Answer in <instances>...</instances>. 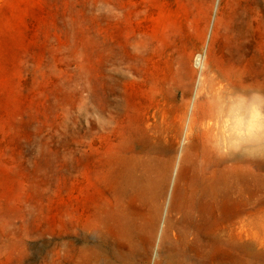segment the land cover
<instances>
[{
    "label": "bare ground",
    "instance_id": "1",
    "mask_svg": "<svg viewBox=\"0 0 264 264\" xmlns=\"http://www.w3.org/2000/svg\"><path fill=\"white\" fill-rule=\"evenodd\" d=\"M154 1L132 0L141 21L155 14ZM160 1L168 20L178 22L167 47L170 77L161 75L151 58L147 73L155 72L145 76L143 50L137 47L128 46L125 58L102 57L97 114L107 149L99 151L91 171L88 156L96 139L83 135L84 184L69 189L65 234L52 233L50 264H152V259L153 264H228L229 230L241 233L246 225L253 239L243 242L245 254L264 244V208H243L247 184L264 179L259 155L264 144L258 145L259 134L251 129L264 122L259 50L264 0H216L214 6V0H205L202 32L212 6L214 22L208 55L196 57L194 100L189 61L194 0ZM121 7L116 0L118 23ZM181 45H187L184 52ZM128 82L142 91L128 94L122 86ZM177 96L180 104H173ZM188 106L189 143L177 153L171 140L181 134ZM247 133L253 146H246ZM216 249L219 258L213 259L207 252Z\"/></svg>",
    "mask_w": 264,
    "mask_h": 264
},
{
    "label": "rangeland",
    "instance_id": "2",
    "mask_svg": "<svg viewBox=\"0 0 264 264\" xmlns=\"http://www.w3.org/2000/svg\"><path fill=\"white\" fill-rule=\"evenodd\" d=\"M154 2L155 14L141 21L132 0H122L118 23L116 0H0V264H50V237L53 232L59 238L65 234L69 189L77 191L84 184L83 135L96 139L88 156L91 171L99 151L107 149L99 137L97 114L102 57L125 58L128 46L137 47L143 50L145 76L155 72L147 73L151 58L156 70L170 77L167 47L178 22L168 20L162 1ZM205 4V0H194L192 5L191 100L199 78L196 57L208 55L213 31L212 6L202 32ZM185 47L181 45L180 50L184 52ZM259 50L264 84V49ZM179 62L181 58L178 68ZM122 86L133 96L142 91L135 83ZM260 96L264 111V92ZM179 98L173 104H180ZM190 110L188 106L181 134L171 140L177 153L189 143ZM251 129L259 134L258 145L264 144V122ZM120 135L126 134L120 131ZM245 139L246 146L254 145L252 135L247 133ZM244 196L243 208H264V179L247 184ZM252 239L248 225L241 233L230 228L226 262L264 264V244L251 256L243 250V242ZM260 239L264 240V233ZM207 254L219 258L217 249Z\"/></svg>",
    "mask_w": 264,
    "mask_h": 264
}]
</instances>
